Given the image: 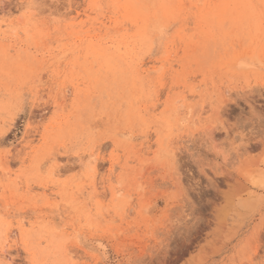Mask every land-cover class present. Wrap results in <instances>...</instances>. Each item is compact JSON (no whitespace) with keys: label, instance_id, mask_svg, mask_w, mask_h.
Returning a JSON list of instances; mask_svg holds the SVG:
<instances>
[{"label":"rangeland","instance_id":"1","mask_svg":"<svg viewBox=\"0 0 264 264\" xmlns=\"http://www.w3.org/2000/svg\"><path fill=\"white\" fill-rule=\"evenodd\" d=\"M0 264H264V0H0Z\"/></svg>","mask_w":264,"mask_h":264}]
</instances>
